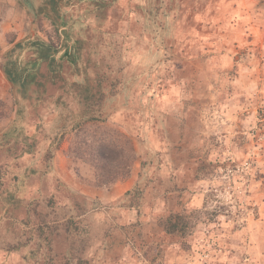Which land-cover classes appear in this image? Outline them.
Instances as JSON below:
<instances>
[{"label":"rangeland","instance_id":"obj_1","mask_svg":"<svg viewBox=\"0 0 264 264\" xmlns=\"http://www.w3.org/2000/svg\"><path fill=\"white\" fill-rule=\"evenodd\" d=\"M61 5L0 0V264H264V0ZM34 41L69 88L26 100L3 66ZM108 133L135 161L98 188L72 152Z\"/></svg>","mask_w":264,"mask_h":264},{"label":"trees","instance_id":"obj_2","mask_svg":"<svg viewBox=\"0 0 264 264\" xmlns=\"http://www.w3.org/2000/svg\"><path fill=\"white\" fill-rule=\"evenodd\" d=\"M43 1L45 6H48L52 12V18L50 17L48 19L51 25H55V23L58 22L59 15H61L63 6L61 3L64 0ZM55 51L56 50L53 49L50 44L34 41L25 46L16 44L7 52L3 72L21 98L28 100L30 98V93H38L39 89L41 87L43 88V85L39 83V79L44 75L51 86L58 85L61 89L68 87L67 81L63 80L61 75L67 67L64 62L67 64L69 62L67 60V62L64 60H57L54 55ZM74 85L80 89L82 98H80V101H82V107L84 108L81 115L84 117L83 123L99 120V118L94 115L95 110L93 107L94 105L100 104V99L96 101L93 99L89 85L85 83L70 84L71 87ZM73 127H76L78 131L82 129L80 124H76ZM119 141H121L122 144L119 143ZM128 142H130V140L120 133H108L104 136L100 135L97 138H92L89 141L85 139L81 140L79 148H74L72 154L78 153L77 149H80V155L87 159V164L95 166L93 185L98 188H108L130 177L132 164L135 160L134 156L131 157L132 159L129 160V162L124 160L126 153H124L123 145H127ZM85 146L90 151L88 154L83 152ZM129 151L133 152L132 145H129L128 152ZM27 153H30V151L25 152V154ZM177 217L180 219L179 216ZM163 227L166 232L171 234L179 232L178 224L176 222H171L169 219L166 220Z\"/></svg>","mask_w":264,"mask_h":264},{"label":"crops","instance_id":"obj_3","mask_svg":"<svg viewBox=\"0 0 264 264\" xmlns=\"http://www.w3.org/2000/svg\"><path fill=\"white\" fill-rule=\"evenodd\" d=\"M118 186V185H115V187Z\"/></svg>","mask_w":264,"mask_h":264}]
</instances>
